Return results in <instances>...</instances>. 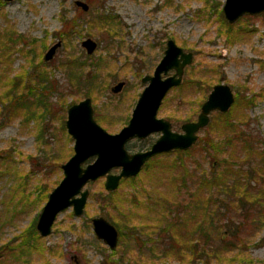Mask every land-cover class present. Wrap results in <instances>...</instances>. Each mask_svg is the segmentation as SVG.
I'll use <instances>...</instances> for the list:
<instances>
[{"label": "rangeland", "instance_id": "1", "mask_svg": "<svg viewBox=\"0 0 264 264\" xmlns=\"http://www.w3.org/2000/svg\"><path fill=\"white\" fill-rule=\"evenodd\" d=\"M83 1L89 5L91 14L76 7L74 0H12L0 3V47L5 42L1 35H5L6 28H13L15 33L22 36L20 44L15 46L17 50L21 49L24 40L34 41L33 45L25 46L26 49L33 47L28 57L22 52L14 51L7 75L13 77L18 73L21 84L14 90V98L22 95L27 109L30 108V112L36 115L24 120L23 114L12 115L9 119L0 116V245L13 242L24 228L32 223L36 224L38 213L44 204L42 194L35 198L38 193L36 186L45 183L54 187L55 182H59L63 176L61 164L73 153V140L66 128L62 129V123L65 127L68 104L78 102L85 95L70 87L71 84L68 85L64 62L69 60V55L71 58L92 55L89 62L97 57L108 60V63L100 65V77L104 79L107 88L91 100L104 121L99 125L109 133H116L126 123L123 124L145 86L141 77L152 74L163 55L166 41L171 38L184 51L193 54L192 62L185 66L182 76V81L185 82L181 93L186 95L188 101L198 102L202 92L191 85L199 74L194 70L195 73L191 76L190 66L195 65L196 68L200 62L201 65L213 68L219 74L213 77L212 86L224 82L246 98H254L249 106L242 109L239 106L238 109L246 116L243 126L246 136L252 143L256 140L264 143V12L240 16L231 23L235 35L227 37L226 26L218 21V11L222 10L224 0ZM98 12L110 15L112 22L93 27L90 35H85L88 24L82 21L92 20L93 15ZM61 14H66L69 19L80 17L78 26L76 25L78 32L68 35L66 44L62 42L53 58L45 61L44 53L58 41L57 34L63 26ZM109 24H115L116 28L113 30L117 29L116 33L109 30L112 27ZM239 26L244 29H239ZM86 37L97 42V48L91 55H87L80 45ZM29 58H32V62L28 61ZM43 70L48 73V80L44 83L48 88L42 86ZM172 72L173 70H169L167 75ZM118 81H124L125 84L120 92L112 93L111 88ZM47 82H50L49 85ZM39 94H42V98ZM178 95L175 89L168 92L157 117L170 121L172 129L181 132L180 126L185 122L181 117L191 111L192 105L186 104L183 108L175 109ZM0 96L2 101H7L6 96ZM37 97L42 100L38 105L35 104ZM43 100L47 101L45 107ZM199 112L200 107L194 120ZM217 112L209 114L213 127L217 119H220ZM211 121L198 132V138L206 133ZM159 135L160 132H155L142 140H129L128 150H144ZM199 143L194 148L186 149L187 153L171 151L159 154L151 163L145 164L136 176L119 181L114 190L116 194L111 196L113 202L108 211L111 212V220L122 226V235L116 246V254L110 258L111 250L96 238L91 224V218L95 216L106 218L104 213H99L104 202L101 193L109 192L104 188L105 176L87 182L85 188L89 195L83 214L74 216L71 207L63 210L57 215L51 233L46 237L40 236V244L46 248L44 257L49 264H116L114 261L120 256L123 259H119L117 264L130 263L129 257L131 260L144 261L145 264H206L202 260L189 259L187 255L180 260L172 253L175 250L163 251L171 234V230L164 231L165 217L170 215V219L174 220V215L183 213L182 208L177 209L175 204L187 201L184 189L180 190L177 199L174 198L175 188L182 187L180 178L185 177V185L193 191L197 185L191 182L190 177H197L198 182L199 173L209 167V158L204 159L206 154L200 150ZM94 159L95 156L89 157L82 166ZM245 165L243 174L250 178L252 197L228 204L230 200L221 195V200L225 201H220L223 208L237 210L229 213V226L233 230L237 229L242 240L241 249L223 250L226 257L219 264H241L239 261L247 264L244 259L232 260L234 255L237 258H245L244 255H247L255 262L264 261V224L256 228L251 220L246 221L250 216L247 210L251 206V200L257 197L264 205V184L259 177L261 172L249 173ZM119 170V167H114L110 172L118 173ZM191 171L197 173L191 175ZM204 192L206 194L205 190ZM192 226L187 219L186 228L191 229ZM178 232L185 234L184 230ZM161 238L163 241L160 244L158 241ZM153 244L158 247L153 253L145 250ZM139 247L144 250H139ZM29 259L32 262L30 264L42 262L36 255H31ZM208 264L217 262L211 261Z\"/></svg>", "mask_w": 264, "mask_h": 264}, {"label": "trees", "instance_id": "2", "mask_svg": "<svg viewBox=\"0 0 264 264\" xmlns=\"http://www.w3.org/2000/svg\"><path fill=\"white\" fill-rule=\"evenodd\" d=\"M1 2L2 1L0 0V3ZM91 13L92 12L88 11L87 14ZM78 20H80V17L78 16H74L69 19L66 14H61L63 26L57 36L62 40L63 44H66L65 42L68 35L72 36L78 32L76 27V25L78 26ZM85 21L86 20L82 22L88 24L87 31L85 33V35L88 36L92 32L93 27H98L100 24L103 26L107 25L108 22H112V19L107 13L98 12L93 15L92 20ZM218 21L222 23V26H226L225 33L227 37L228 35L234 34L233 25L229 24L224 19L222 10L218 11ZM114 25H112L109 29L110 31H115L113 30L116 28ZM238 28L241 30L244 29L242 26H239ZM13 30V28H6L5 35H1L5 39V42L2 43L0 47V85H2V87L0 86V95L3 94L8 99L7 101H2L0 96V116L9 119L12 115L23 114V120L24 118L31 119V117L36 115L33 112H30V108L27 109V104H25L24 100H22V95L14 98L13 92L21 84L18 73L13 77H9L7 72L11 68L14 51L22 52L25 57H28L27 55L30 50L33 51V47L26 49L25 46L27 44L33 45L34 41L32 39H26L21 45V49H15V46L20 44L19 42L22 39V36L15 33ZM116 31L113 33H116ZM3 57H5V59H3ZM91 58L92 55H81V57L77 56L72 58L71 55H69V60L64 62V66L66 69V78L69 82L68 85L71 84L70 87L76 89L77 92H82L83 95L94 98L96 94H100L103 89L107 88L104 84V79L100 77V65L108 63V60L97 57L89 62ZM28 61L32 62V58H29ZM194 66L195 65L190 66L192 69L191 76L194 75L195 71H197L199 75L198 79L193 78L194 80L191 82V85L202 91L199 96L200 100L198 102L196 100L193 102L188 101L186 95L181 93L185 81H182L179 86L173 88L177 90L179 94L178 100L175 103V109L183 108L186 104L192 105L190 107L191 111L184 113L181 117L183 121L194 120V116L196 115L198 108L202 104V101H204V96L206 98L212 88L211 82H213V77L219 74V72H214L213 68L205 66L204 64L201 65L200 62L197 64L196 68ZM209 73H212V75H208ZM41 75L42 86L46 87L45 84L46 80H48V73L43 70ZM49 83L50 82H47L48 85ZM49 87L51 89V86ZM41 96L42 94H39V97ZM41 98L37 97L35 104L38 105L41 103ZM253 100L254 98H246L244 95L235 90L234 102L229 110L226 112H217V116H219L220 119H217L215 126H212V121L210 120V126L207 127L208 131L206 130V133L202 137H199L198 141L190 147L194 148L196 144L198 145L200 142V150L202 152L204 151L206 154L204 155V159L207 160V158H209V167L207 170L199 173L198 182L196 181L197 177H190L191 182H194L197 185L196 189L193 191L191 187L185 185V177L182 176L180 178L182 179L180 181L182 187L175 188L176 194L174 195V198L177 199L181 189L186 190L187 201L175 204L177 209L179 207L182 208L183 213L179 216L174 215V220L170 219V215H168L170 217L167 216L168 219L165 217L166 226L164 231L168 232L171 230V234L167 240V247H165L163 251L172 252L175 250L172 253L180 260L185 259L184 256L187 255L189 259L202 260L206 264L211 261L219 264L222 258L226 257L223 250L226 251L227 248H232V250L234 248H238L239 250L241 249L240 246L242 240H240V235L236 231L237 229L233 230L232 226H229V222L231 221L229 213L237 210L223 208L220 205V201H225L224 199L221 200V195H223L225 199L230 200L228 204L241 201L246 197L248 199V196L250 198L252 197L250 194L252 193V187L249 182L250 178H247V176L243 174V166L245 164L247 172H261L260 174H262V176L259 174V177L264 184V143L261 140H256L252 143V141L246 136V132L243 129V126L246 123V116L244 113H241V109L242 107L249 106L253 103ZM70 104H68V106ZM43 105L44 107L47 105L46 100L43 102ZM194 105L196 106L195 108ZM239 106H241V109H238ZM96 112V120L100 124H103L104 121L101 118L100 112L97 110ZM169 118L173 119L172 116H169ZM126 121L127 120L125 119L123 124ZM62 129L65 130L64 123H62ZM214 131H216V134H214ZM217 136H219V138ZM188 150H174V152L187 153ZM153 160L155 159L153 158L148 162L151 163ZM178 162L180 163V161ZM171 165L174 166L173 164ZM4 172L5 171H3V173ZM190 173L191 175H194L197 172L191 171ZM254 178L257 180V177L254 176ZM123 180L125 179L122 178L120 181ZM55 183L56 186L58 182ZM49 186L50 185H46L45 183L37 185L36 188L38 193L35 198H38V195L42 194V199L45 202L49 192L53 188ZM204 190L206 191V194H204ZM263 190L264 185L262 187V191ZM259 192L261 193V190H259ZM115 194L116 193L114 191L101 193V199H104V202L100 206L101 210H99V213H104L106 218L114 224L118 230L119 239H121L122 226L111 220V212L108 211V208H110L111 203L113 202V200L111 201V196H114ZM250 202L251 206L247 210V212L250 213V216L246 221L251 220L254 227L260 228L262 227V224H264V205H262V202H260L257 197ZM237 209H242V207H237ZM187 219H189V221L193 224L191 229L188 227L186 228ZM69 230L72 231L71 228H69ZM179 230H184L185 234H179ZM162 241L163 240L161 238L158 242L161 244ZM40 242L41 237L35 228V223H32L24 228L21 233L17 235L15 240H13V242L3 243L0 245V264H30L32 263L29 259L31 255L40 257L42 262H39L38 264H49V261L44 257L46 248H44ZM238 244L239 246L237 247ZM155 249H158V247L154 246V244L145 248V250H150L152 253ZM139 250L144 249L139 247ZM116 252V248L111 250L109 258L111 255H115ZM239 254L240 253H238V255ZM244 257L245 258H237V256L234 255L232 260L235 259L238 261V259H244L247 264H264V261L255 262L247 255H244ZM119 259L121 260L123 257L120 256L113 261L117 264L120 261ZM133 261H135L134 263L136 264H145L144 261L131 260L130 257L128 258V262L130 263H127L134 264ZM239 262L243 264L245 261Z\"/></svg>", "mask_w": 264, "mask_h": 264}, {"label": "water", "instance_id": "3", "mask_svg": "<svg viewBox=\"0 0 264 264\" xmlns=\"http://www.w3.org/2000/svg\"><path fill=\"white\" fill-rule=\"evenodd\" d=\"M12 1V0H3ZM75 5L83 11L89 6L83 0H75ZM222 13L228 23H234L245 14L255 15L264 12V0H224ZM86 54L91 55L97 43L90 37L80 43ZM60 42L51 45L45 52V61L52 59ZM192 52L184 51L175 41L169 38L163 55L156 64L152 75H145L142 82L146 83L140 93L131 116L124 126L116 133L107 132L93 118L91 99L85 97L71 104L66 111L65 128L73 140L72 155L61 164L62 178L49 192L41 207L35 228L41 237L48 236L57 215L71 207L74 216H81L89 195L85 185L105 176L104 188L114 191L122 178L136 176L144 163L159 153L172 150H186L198 138V132L210 121L209 114L213 111L226 112L234 102L231 87L224 82L212 86L207 98L200 106L197 118L183 122L181 132L171 129V123L164 118H157V111L168 91L182 81L184 67L192 62ZM174 73L167 75L169 70ZM124 82H117L112 88L117 93ZM160 132L159 137L145 151L129 153L125 144L131 138H145L151 133ZM95 156L91 163L82 166L89 157ZM119 167L118 173L110 170ZM92 230L96 238L101 240L110 250L118 243V230L103 216L91 219Z\"/></svg>", "mask_w": 264, "mask_h": 264}, {"label": "flooded vegetation", "instance_id": "4", "mask_svg": "<svg viewBox=\"0 0 264 264\" xmlns=\"http://www.w3.org/2000/svg\"><path fill=\"white\" fill-rule=\"evenodd\" d=\"M1 1H3V0H1ZM74 2H75V0H74ZM84 2H85V1H84ZM74 5H75V3H74ZM75 6H76V7H79V6H77V5H75ZM88 6H89V5H88ZM79 8H80V7H79ZM81 10H82V9H81ZM87 11H89V9H88ZM87 11H84V12H87ZM86 38H87V37H86ZM58 41L60 42V45H61L62 40L58 38ZM58 41H57V42H58ZM96 43H97V42H96ZM52 45H53V44H52ZM59 47H60V46H59ZM59 47H58V48H59ZM58 48H57V49H58ZM82 48H83V47H82ZM96 48H97V47H96ZM57 49H56V50H57ZM47 50H48V49H47ZM47 50H46V51H47ZM95 50H96V49H95ZM55 53H56V52H55ZM44 54H45V53H44ZM92 54H93V53H92ZM87 55H88V54H87ZM53 56H54V55H53ZM52 58H53V57H52ZM50 60H51V59H50ZM48 61H49V60H48ZM158 62H159V61H158ZM154 68H155V67H154ZM184 68H185V67H184ZM172 70H173V69H172ZM183 72H184V71H183ZM152 73H153V72H152ZM173 73H174V70H173L172 74H173ZM146 75H150V74H146ZM151 75H152V74H151ZM170 75H171V74H170ZM144 76H145V75H144ZM144 76L141 77V82H142V78H143ZM118 82H119V81H118ZM123 82H124V81H123ZM181 82H182V81H181ZM142 83H143V82H142ZM124 84H125V82H124ZM143 84L146 85V83H143ZM180 84H181V83H180ZM180 84H179V85H180ZM179 85H178V86H179ZM123 86H124V85H123ZM176 87H177V86H176ZM122 88H123V87H122ZM122 88H121V89H122ZM173 88H175V87H173ZM173 88H171L170 90H172ZM170 90H169V91H170ZM120 91H121V90H120ZM120 91H119V92H120ZM169 91H168V92H169ZM111 92H112V91H111ZM141 92H142V91H141ZM141 92H140V93H141ZM112 93H113V92H112ZM117 93H118V92H117ZM140 93H139V95H140ZM115 94H116V93H115ZM167 94H168V93H167ZM167 94H166V95H167ZM139 95H138V97H139ZM85 97H89V96H85ZM85 97H84V98H85ZM89 98H90V99H93L92 97H89ZM137 99H138V98H137ZM79 101H80V100H79ZM136 101H137V100H136ZM74 103H76V102H74ZM71 104H73V103H71ZM71 104H70V105H71ZM135 104H136V102H135ZM135 104H134V106H135ZM70 105H69V106H70ZM91 105H92V100H91ZM69 106H68V107H69ZM134 106H133V107H134ZM68 107H67V108H68ZM159 108H160V107H159ZM92 109H93V118H94V120L99 124V122H98V121L96 120V118H95V114L97 113L96 110H97V111H99V110H98V109L95 110L94 107H93V105H92ZM132 110H133V108H132ZM132 110H131V112H132ZM158 110H159V109H158ZM157 112H158V111H157ZM126 115H127V114H126ZM126 115H125L124 118H126ZM130 116H131V114H130ZM130 116H127V118H126L127 121H126L125 124H127L128 120H129V118H130ZM156 117H157V114H156ZM157 118H159V117H157ZM169 122H170V121H169ZM125 124H124V125H125ZM171 129H172V125H171ZM172 130H173V129H172ZM154 133H155V132H154ZM151 134H152V133H151ZM151 134H150V135H151ZM148 136H149V135H148ZM148 136H147V137H148ZM147 137H145V138H147ZM158 137H159V136H158ZM158 137H157V138H158ZM145 138H142V139H145ZM157 138H156V139H157ZM132 139L142 140V139H140V138H131L130 140H132ZM128 141H129V140H128ZM128 141H127V142H128ZM127 142H126V144H125V148H126V150H127L129 153H135V152L145 151V150L149 149V148L151 147V145H152L155 141H154L153 143H151L150 146H149L148 148H146V149H144V150L142 149V150H139V151H134V152H130V151L128 150V147H129V146L127 145ZM172 151H174V150H172ZM169 152H171V151H169ZM169 152H166V153H169ZM159 154H163V153H159ZM159 154H156L155 156L149 158V159L144 163V165H145L149 160L155 158V157L158 156ZM144 165H143V166H144ZM142 168H143V167H142ZM119 171H120V170H119ZM91 219H92V218H91ZM118 241H119V234H118ZM117 244H118V243H117ZM115 248H116V247H115ZM112 250H113V249H112ZM154 257H155V256H154ZM148 264H151V263H148Z\"/></svg>", "mask_w": 264, "mask_h": 264}]
</instances>
